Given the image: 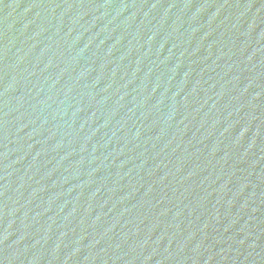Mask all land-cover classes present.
Returning a JSON list of instances; mask_svg holds the SVG:
<instances>
[{
	"label": "water",
	"instance_id": "1",
	"mask_svg": "<svg viewBox=\"0 0 264 264\" xmlns=\"http://www.w3.org/2000/svg\"><path fill=\"white\" fill-rule=\"evenodd\" d=\"M0 264H264V0H0Z\"/></svg>",
	"mask_w": 264,
	"mask_h": 264
}]
</instances>
